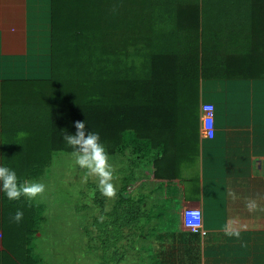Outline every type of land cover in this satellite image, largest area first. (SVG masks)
I'll return each instance as SVG.
<instances>
[{"label": "trees", "instance_id": "obj_1", "mask_svg": "<svg viewBox=\"0 0 264 264\" xmlns=\"http://www.w3.org/2000/svg\"><path fill=\"white\" fill-rule=\"evenodd\" d=\"M48 16V79L0 87V166L20 183L73 153L63 135L76 122L107 156L148 158L178 107L194 110L222 37L242 49L241 76L264 78V0H50ZM43 221L41 206L0 192V264H40L31 244Z\"/></svg>", "mask_w": 264, "mask_h": 264}, {"label": "crops", "instance_id": "obj_2", "mask_svg": "<svg viewBox=\"0 0 264 264\" xmlns=\"http://www.w3.org/2000/svg\"><path fill=\"white\" fill-rule=\"evenodd\" d=\"M49 5L0 0V87L48 79ZM223 39L207 49L194 110L178 107L164 145L148 158L118 155L117 216L136 232L123 248L105 244L114 249L105 264H264V78L241 76L242 49ZM205 104L212 140L200 134ZM188 207L201 210L204 236L184 228Z\"/></svg>", "mask_w": 264, "mask_h": 264}, {"label": "rangeland", "instance_id": "obj_3", "mask_svg": "<svg viewBox=\"0 0 264 264\" xmlns=\"http://www.w3.org/2000/svg\"><path fill=\"white\" fill-rule=\"evenodd\" d=\"M128 154L132 155L130 151ZM107 157L115 189L113 197L100 191L96 175L75 163L74 153L55 154L42 176L27 181L45 186L35 198L26 197L31 204L43 208L44 221L31 244L40 264H105L106 258H112L114 249L110 245L119 243L123 248L135 234L136 230L130 232L132 229L122 227L123 218L117 216L115 207L120 157ZM106 243L110 245L104 248Z\"/></svg>", "mask_w": 264, "mask_h": 264}, {"label": "clouds", "instance_id": "obj_4", "mask_svg": "<svg viewBox=\"0 0 264 264\" xmlns=\"http://www.w3.org/2000/svg\"><path fill=\"white\" fill-rule=\"evenodd\" d=\"M74 127L75 134H64L63 139L73 148L75 163L81 168H86L90 174L96 175L99 178L100 191L107 197H113L115 189L110 182L112 172L107 163V152L100 141L99 133L87 130L84 121L76 122ZM44 189V184L39 182H18L14 169L0 166V192L9 200H17L21 196L32 199L44 192ZM22 218L23 212L19 210L12 217L17 223Z\"/></svg>", "mask_w": 264, "mask_h": 264}, {"label": "built area", "instance_id": "obj_5", "mask_svg": "<svg viewBox=\"0 0 264 264\" xmlns=\"http://www.w3.org/2000/svg\"><path fill=\"white\" fill-rule=\"evenodd\" d=\"M214 108L210 104L202 106L201 117V137L205 140H212L215 134L214 127ZM182 224L185 229L194 234L205 235L202 226V213L198 208L188 207L184 210L182 216Z\"/></svg>", "mask_w": 264, "mask_h": 264}]
</instances>
